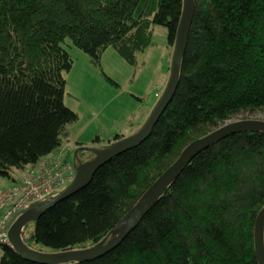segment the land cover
<instances>
[{
  "label": "trees",
  "instance_id": "trees-1",
  "mask_svg": "<svg viewBox=\"0 0 264 264\" xmlns=\"http://www.w3.org/2000/svg\"><path fill=\"white\" fill-rule=\"evenodd\" d=\"M183 9L184 0H0V174L35 166L70 140L78 115L65 104L74 64L67 39L94 67L110 47L137 65L153 25L167 27L176 44ZM258 113L264 0H195L179 83L150 135L45 210L32 234L25 226V244L52 253L108 242L190 143ZM263 208L264 131L238 132L191 160L115 249L65 264H259L255 223ZM0 264L41 263L4 245Z\"/></svg>",
  "mask_w": 264,
  "mask_h": 264
},
{
  "label": "rangeland",
  "instance_id": "rangeland-1",
  "mask_svg": "<svg viewBox=\"0 0 264 264\" xmlns=\"http://www.w3.org/2000/svg\"><path fill=\"white\" fill-rule=\"evenodd\" d=\"M63 46L74 61L72 69L65 74V104L78 115L77 122L69 127L71 144L64 149L63 158L74 165L81 163L92 150H102L115 143L117 135L128 138L140 130L168 85L175 44L169 41L168 28L155 24L152 44L137 56V65L129 64L110 47L102 56L101 68L94 67L89 56L70 39ZM244 117L264 120V113L239 115L230 121ZM56 154L59 152L40 163ZM12 175V170L10 176L0 174V190L13 187ZM35 226V221L28 222L26 233L32 234ZM120 232H113L109 241Z\"/></svg>",
  "mask_w": 264,
  "mask_h": 264
},
{
  "label": "water",
  "instance_id": "water-1",
  "mask_svg": "<svg viewBox=\"0 0 264 264\" xmlns=\"http://www.w3.org/2000/svg\"><path fill=\"white\" fill-rule=\"evenodd\" d=\"M195 11V0H184V9L177 33L172 72L168 85L152 111L145 124L135 134L121 139L102 150H92L95 157L87 162L74 164L76 174L72 182L57 194L53 199L41 207H31L21 211L12 221L9 237L13 249L19 254L34 262L41 264H65L97 259L115 249L125 237L142 221L146 214L155 205L166 187L181 173L183 168L191 162L200 152L212 144L238 132L264 131V120L256 118L240 119L226 123L210 134L190 143L175 161V163L144 193L138 203L129 213V219L123 223L120 233L112 240H105L97 245L85 249L68 250L62 252H37L30 249L23 240L25 226L30 221H37L41 214L85 187L93 178L95 172L113 157L130 149L138 142L146 139L159 122L165 109L172 100L177 89L183 58L187 50L189 33L191 30ZM77 155V154H76ZM255 249L259 264H264V208L259 213L255 223Z\"/></svg>",
  "mask_w": 264,
  "mask_h": 264
},
{
  "label": "built area",
  "instance_id": "built-area-1",
  "mask_svg": "<svg viewBox=\"0 0 264 264\" xmlns=\"http://www.w3.org/2000/svg\"><path fill=\"white\" fill-rule=\"evenodd\" d=\"M23 171V177L15 186L0 190V255L4 245L12 246L9 233L13 219L21 211L41 207L53 199L76 174L74 165L61 153Z\"/></svg>",
  "mask_w": 264,
  "mask_h": 264
},
{
  "label": "crops",
  "instance_id": "crops-1",
  "mask_svg": "<svg viewBox=\"0 0 264 264\" xmlns=\"http://www.w3.org/2000/svg\"><path fill=\"white\" fill-rule=\"evenodd\" d=\"M71 135V134H70ZM71 143L67 142L64 146H62L57 152L61 153L63 155L64 149L67 148ZM22 175V170H15L13 172V182L16 184L17 179H19ZM14 184V185H15ZM13 185V186H14ZM6 188V187H5Z\"/></svg>",
  "mask_w": 264,
  "mask_h": 264
},
{
  "label": "flooded vegetation",
  "instance_id": "flooded-vegetation-1",
  "mask_svg": "<svg viewBox=\"0 0 264 264\" xmlns=\"http://www.w3.org/2000/svg\"><path fill=\"white\" fill-rule=\"evenodd\" d=\"M92 155H95L94 153H90L89 155H87L86 157H85V159L82 161V162H87V161H90V160H92L94 157H92Z\"/></svg>",
  "mask_w": 264,
  "mask_h": 264
}]
</instances>
